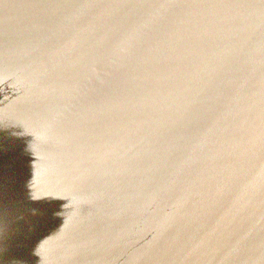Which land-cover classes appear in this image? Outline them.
Returning <instances> with one entry per match:
<instances>
[{"label": "water", "instance_id": "1", "mask_svg": "<svg viewBox=\"0 0 264 264\" xmlns=\"http://www.w3.org/2000/svg\"><path fill=\"white\" fill-rule=\"evenodd\" d=\"M0 264H264V0H0Z\"/></svg>", "mask_w": 264, "mask_h": 264}]
</instances>
